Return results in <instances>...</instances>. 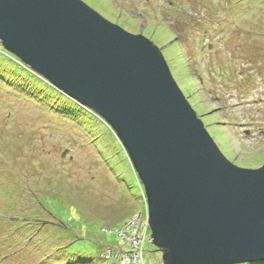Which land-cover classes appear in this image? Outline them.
Masks as SVG:
<instances>
[{"label": "rangeland", "instance_id": "rangeland-1", "mask_svg": "<svg viewBox=\"0 0 264 264\" xmlns=\"http://www.w3.org/2000/svg\"><path fill=\"white\" fill-rule=\"evenodd\" d=\"M83 1L160 48L232 162L264 164V0ZM7 58L0 50V59ZM10 68L0 64V264L115 262L103 252L108 246L130 251L117 236L121 221L146 214L122 142L94 112L55 88L34 87ZM141 196L144 204L137 202ZM50 200L74 207L75 220H87L69 226L70 241L54 234ZM75 237L69 253L78 256L71 259L62 247ZM144 249L145 264H162L149 235Z\"/></svg>", "mask_w": 264, "mask_h": 264}, {"label": "water", "instance_id": "water-1", "mask_svg": "<svg viewBox=\"0 0 264 264\" xmlns=\"http://www.w3.org/2000/svg\"><path fill=\"white\" fill-rule=\"evenodd\" d=\"M0 44L115 131L162 264L264 261V164L224 155L154 42L83 0H0Z\"/></svg>", "mask_w": 264, "mask_h": 264}, {"label": "trees", "instance_id": "trees-1", "mask_svg": "<svg viewBox=\"0 0 264 264\" xmlns=\"http://www.w3.org/2000/svg\"><path fill=\"white\" fill-rule=\"evenodd\" d=\"M0 50H1V52H2V54H5L8 58H7V60L6 59H0V64L2 65V66H5V67H12V68H10L9 70H11V73H15V75H17V74H21L23 77H24V79L26 80V81H28V82H32V85H34V87H37V88H39V89H44V90H46L47 92H51L52 91V88H55V87H57V86H55L51 81H49L48 79H46L44 76H42L40 73H38V72H36L34 69H32L30 66H28L27 64H25L24 62H22L21 61V59H19L15 54H13L12 52H10V51H8L5 47H3L1 44H0ZM2 60V61H1ZM4 60V61H3ZM15 75H13V76H11V77H8L9 79H7V81L9 80V81H14L15 79H14V76ZM21 83V82H20ZM55 89H57V88H55ZM57 90H59V89H57ZM60 91V90H59ZM62 92V91H61ZM65 94V93H64ZM69 97L67 94H65L64 95V97ZM71 98V97H70ZM73 99V98H72ZM73 100H75V101H77L76 99H73ZM78 102V101H77ZM79 103V102H78ZM80 105H82L85 109H88V110H90V111H92V112H94V114H96V115H98L95 111H93L90 107H88V106H86V105H83V104H81L80 103ZM99 116V115H98ZM100 117V116H99ZM119 141V140H118ZM123 152H125L124 151V149H123ZM126 153V152H125ZM135 178H136V181H137V183H139L140 184V188H141V192H142V196L144 195L143 194V190H142V186H141V183H140V180L138 179V176H137V174H136V172H135ZM139 191V190H138ZM138 194V193H137ZM138 196V195H137ZM141 196V198H139V199H137V200H139V201H137L138 203H142L143 202V204H144V201H143V197ZM49 203L48 204H50V208H51V210H49V208L48 207H46V208H48V210L50 211V213H51V216H53L57 221L55 222V223H53L52 225H53V227H55V235H56V238H58L59 236V239L61 240L62 238H65V237H67V240H69L70 241V238L66 235V230H68V228H69V226H71V227H73L72 225H74L73 223H79V222H81V221H83V222H86L87 223V220H84V219H77L76 218V220L74 219V216H75V212L78 214V212H77V210L76 209H74V207H69V206H66V205H61V204H59L58 202H53V201H48ZM144 209H145V211H146V206H144ZM62 212L64 213V214H66L67 215V222L66 221H64L61 217V215H62ZM132 211H130V213H131ZM130 213L128 214L129 216H131L130 215ZM138 213H141L142 215H141V217L142 218H145V216H143V213L142 212H138ZM128 215H126V216H128ZM146 215V214H145ZM78 216H79V214H78ZM126 216H124V217H126ZM124 217L123 216H121V217H118L115 221H114V224L115 225H117V226H119V225H121L122 224V227L121 228H119L118 230H117V236L123 241V243L125 244V245H129L128 243H127V241H126V238H124V237H121V235L119 234L120 232H122V231H124L125 233H126V235L129 237V236H131V235H133V233H132V230H131V228H127V225H128V222H130V221H133V219H134V215H132L131 216V218H130V220L128 221V222H126L125 220H122L121 222V224H116V222H118V221H120L122 218L124 219ZM14 219H15V217H14ZM95 221H99V220H103V222H106L104 219H102V218H97V219H94ZM93 220V221H94ZM124 223V224H123ZM111 228H108V227H106V226H102L101 227V231L103 232V233H108V232H111V230H110ZM146 232V235L144 236V238H143V241H142V246H141V249H140V253H139V255H141L142 256V258H143V260H144V251H145V249H144V247H145V243H146V239H147V237H148V230H146L145 231ZM59 235V236H58ZM78 240V237H75V240H73L72 242H70V243H68V245L67 246H63L62 248L65 250V252L67 253V256L68 257H70L71 259H73L74 258V256H78L77 254H72V253H69V250L70 249H72L73 247H72V245H74V243H75V241H77ZM130 246V245H129ZM131 249H132V247L130 246V251H131ZM110 250V252H114L115 254L116 253H120L121 251H122V253L123 252H126V251H124V250H122V249H117V247L115 248V247H111V246H108L106 249H105V251L103 252V254H106V252H108ZM73 257V258H72ZM145 262V261H144ZM115 264V263H117V261H115V262H106L105 261V264ZM103 264V263H102ZM139 264H142V263H139ZM143 264H145V263H143ZM240 264H264V261H262V262H255V263H240Z\"/></svg>", "mask_w": 264, "mask_h": 264}, {"label": "built area", "instance_id": "built-area-1", "mask_svg": "<svg viewBox=\"0 0 264 264\" xmlns=\"http://www.w3.org/2000/svg\"><path fill=\"white\" fill-rule=\"evenodd\" d=\"M131 230L133 235L131 237H128L124 231L120 232L119 234L127 239V242L130 244L132 247L131 251L123 252L120 253H114L106 252L104 254L105 257H110L112 259H115L117 263L115 264H139L141 260V255H139V251L142 246V241L145 235L146 231V225L144 224L143 221H132L131 223ZM116 257V258H113ZM119 262V263H118Z\"/></svg>", "mask_w": 264, "mask_h": 264}, {"label": "clouds", "instance_id": "clouds-1", "mask_svg": "<svg viewBox=\"0 0 264 264\" xmlns=\"http://www.w3.org/2000/svg\"><path fill=\"white\" fill-rule=\"evenodd\" d=\"M55 88H57V87H55ZM58 89V88H57ZM60 90V89H59ZM61 91V90H60ZM63 92V91H62ZM64 93V92H63ZM70 97V96H69ZM74 99V98H73ZM79 102V101H78ZM79 103H81V102H79ZM82 104V103H81ZM84 105V104H83ZM94 111V110H93ZM98 114V113H97ZM99 115V114H98ZM100 116V115H99ZM101 117V116H100ZM102 119H103V117H101ZM104 120V119H103ZM105 121V120H104ZM106 122V121H105ZM107 123V122H106ZM108 124V123H107ZM109 125V124H108ZM110 126V125H109ZM111 127V126H110ZM112 128V127H111ZM114 131V130H113ZM115 132V131H114ZM117 135V134H116ZM118 137V136H117ZM213 138V137H212ZM119 139V138H118ZM120 140V139H119ZM121 142V141H120ZM216 142V141H215ZM123 145V144H122ZM218 145V144H217ZM124 146V145H123ZM219 146V145H218ZM125 148V147H124ZM219 148H220V146H219ZM126 150V149H125ZM220 150H221V148H220ZM127 152V151H126ZM128 154V153H127ZM225 155V154H224ZM129 156V155H128ZM226 156V155H225ZM227 157V156H226ZM130 158V157H129ZM228 158V157H227ZM229 159V158H228ZM131 160V159H130ZM230 160V159H229ZM231 162H232V160H230ZM132 163V162H131ZM234 163V162H233ZM234 164H236V163H234ZM237 166H239L238 164H236ZM239 167H241V166H239ZM261 167V166H260ZM134 168V167H133ZM243 168H246L245 166H243ZM253 168H258V167H253ZM135 170V169H134ZM136 172V171H135ZM137 174V173H136ZM138 176V175H137ZM138 179H139V177H138ZM140 180V179H139ZM141 183V182H140ZM141 186H142V184H141ZM142 190H143V186H142ZM143 194H144V191H143ZM144 197H145V194L143 195ZM146 200V199H145ZM145 206H146V215H145V218H142L141 217V213H138V214H136L135 216H134V219H133V221H143L144 222V224L146 225V230H148V233H149V238H150V229H149V225H148V210H147V203L145 204ZM131 223H132V221H130V222H128V225H127V228L129 227V228H131L130 226H131ZM145 235H146V232H145ZM144 235V236H145ZM129 237H131V236H129ZM126 241H127V239H126ZM128 243V242H127ZM140 263H144V260H143V258H142V256H141V260H140Z\"/></svg>", "mask_w": 264, "mask_h": 264}]
</instances>
